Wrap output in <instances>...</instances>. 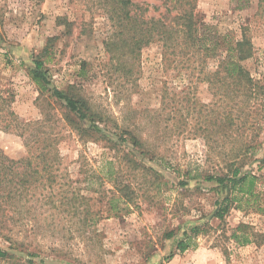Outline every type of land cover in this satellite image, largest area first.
<instances>
[{"label": "rangeland", "instance_id": "1", "mask_svg": "<svg viewBox=\"0 0 264 264\" xmlns=\"http://www.w3.org/2000/svg\"><path fill=\"white\" fill-rule=\"evenodd\" d=\"M250 1L239 9L233 0H197V12L223 35L252 43L255 57L244 65L260 79L264 0ZM99 7L97 0H0V150L16 161L29 157L27 138L34 153L53 144L61 159L53 171L57 184H47L28 203L36 211L28 217L33 220L10 226L13 232L0 230V264H264L262 238L246 246L231 239L241 224L264 234V216L233 206L224 220L215 218L227 191L205 178L231 174L230 160L244 152L243 134H260L256 157L246 163L262 159L264 128L246 133L208 122L212 111L221 106L226 114L232 104L225 87L205 80L217 69L214 60L204 69H190L182 58L169 65L163 43L155 42L123 70L118 53L112 58L106 50L112 23ZM36 60L44 61L49 88L85 99L93 120L67 115L63 101L40 90L32 74ZM254 112L248 128L259 119L260 107ZM125 129L134 131L143 148L129 142L115 148L101 138L116 143L129 137ZM128 152L141 165L129 163ZM110 168L119 185H129V204L119 198L122 192L116 194ZM243 171L261 178L264 193V166L254 160ZM46 195L58 209L46 204ZM63 195L86 197L90 216L98 219L94 229L83 225L81 201L82 213L70 219L74 208L69 214V206L59 204L67 203ZM195 226L200 233L180 253L178 243Z\"/></svg>", "mask_w": 264, "mask_h": 264}, {"label": "trees", "instance_id": "2", "mask_svg": "<svg viewBox=\"0 0 264 264\" xmlns=\"http://www.w3.org/2000/svg\"><path fill=\"white\" fill-rule=\"evenodd\" d=\"M237 8L243 9L250 4V0H233ZM99 8L108 21L112 23V34L105 41L107 52L112 54V58L120 60V67L129 71L128 62L137 59L143 49L151 46L155 42L163 43V55L166 62L171 65L176 58H182L190 69L208 66L209 60L217 62L214 73H206L205 80L216 88L225 87L224 96L231 98L232 104L226 114L219 108L212 114L213 117L208 121L215 125L216 129L221 130L223 126L243 128L245 132L264 128V74L260 79L253 77L251 72L245 67L244 62L253 60L256 50L252 43L247 39H236L230 34L223 35L216 26L206 21L197 12V0H156L154 4H138L132 0H97ZM200 63V64H199ZM195 64L197 66L195 67ZM128 73V72H127ZM33 79L42 92L52 93L51 96L65 103L64 109L67 115L78 116L81 120H93L95 114L86 100L75 95L64 93L58 89L51 90L48 86L44 70V61L36 60L33 69ZM241 99V104L236 101ZM3 100L0 97V101ZM260 107V117L255 119L254 123L248 125L254 111ZM242 109H244L242 111ZM12 115V114H11ZM225 119V121H223ZM238 122L240 125H238ZM263 122V124H262ZM256 126V127H254ZM7 125L5 129H9ZM101 131V129H97ZM209 129L206 130L208 132ZM214 132V131H213ZM131 129H125V138L120 137L121 141H113L104 135L101 138L107 141L111 146L117 148L121 142L132 143L133 146L143 148V143L137 138ZM248 133V132H246ZM250 133V132H249ZM259 133L243 134L242 139L243 153L240 157L230 160V175L205 177L206 181H216L219 186L227 191L226 197L219 203L220 208L215 214V218L224 220L233 206L240 210H256L264 216L263 192L260 188L261 178L252 171H243L244 166L250 162H258L261 167L264 166V157L262 159H252L256 157L257 144L256 139ZM23 136V134H22ZM26 146L30 148V156L21 160L9 159L0 150V230L9 229L10 226L23 224L24 219L33 220L30 215L32 207L28 203L37 195L38 190H46L47 184L53 188L57 184L58 175L53 171L61 163L60 155L56 147L52 145L40 149L39 153L33 152L30 146L31 139L25 138ZM214 141L209 137L207 140ZM119 143V144H118ZM121 149V148H120ZM118 149V151H120ZM132 153H124L128 159ZM250 158L249 163H246ZM129 163L141 165L132 157L128 159ZM112 166V162L108 163ZM244 164V165H243ZM243 165V167H242ZM59 169V168H58ZM56 170V172L58 171ZM107 176L112 181H116V194L122 192L119 197L125 203L129 204V185H119L118 179L112 168L108 171ZM115 182V183H116ZM67 203L61 202L60 205L69 206L66 212L71 214L70 206H73L76 217L79 216L80 210L77 206L79 201L85 207L83 214V225L93 228L98 223V219L91 217L90 205L86 197L73 195L72 198L63 195ZM128 198V200H124ZM46 204H51L52 208H59L50 195H46ZM119 201L118 199H116ZM72 201V202H71ZM86 205H85V203ZM111 210L117 209L114 205V197L110 200ZM28 223V222H27ZM82 223V222H81ZM94 229V228H93ZM201 227L195 226L184 233L178 245L177 250L180 253L186 252L191 246V241L200 233ZM4 234V233H3ZM174 233H168L167 239H171ZM9 238V237H8ZM263 239L264 234H257L250 225L241 224L232 234L231 239L238 245L246 246L254 242L255 239ZM175 254H171L166 260H170ZM31 256H34L31 254Z\"/></svg>", "mask_w": 264, "mask_h": 264}]
</instances>
